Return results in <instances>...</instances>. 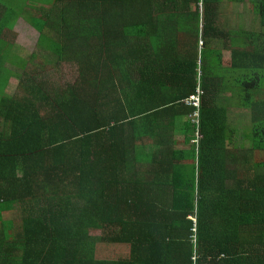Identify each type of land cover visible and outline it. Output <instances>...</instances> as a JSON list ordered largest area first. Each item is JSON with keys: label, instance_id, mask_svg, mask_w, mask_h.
I'll list each match as a JSON object with an SVG mask.
<instances>
[{"label": "trees", "instance_id": "16d2710c", "mask_svg": "<svg viewBox=\"0 0 264 264\" xmlns=\"http://www.w3.org/2000/svg\"><path fill=\"white\" fill-rule=\"evenodd\" d=\"M243 2L254 15L239 29ZM21 17L39 33L34 73L13 54ZM262 33L264 0L0 4V264H264V47L253 45ZM68 63L77 79L57 85L52 74ZM222 69L249 149L232 144L230 104L218 103ZM146 73L149 86L174 79L182 93L153 116L161 107L143 109ZM200 78L199 145L192 122L187 149L146 145L158 116L170 128L194 113L183 101ZM102 243L129 251L101 258Z\"/></svg>", "mask_w": 264, "mask_h": 264}, {"label": "rangeland", "instance_id": "374dc122", "mask_svg": "<svg viewBox=\"0 0 264 264\" xmlns=\"http://www.w3.org/2000/svg\"><path fill=\"white\" fill-rule=\"evenodd\" d=\"M3 3H6V5H10V6L12 5L13 7H15V9L20 10L25 5L26 0H0V4L2 6ZM39 5L41 4L39 3ZM250 5H251L250 3L243 2L237 4V6L234 8L233 11L234 15H236L237 13V18H235V16L233 17V20L237 19L234 23L235 28L240 29L247 26V23L243 21V19H245L244 13H246L247 19L250 20V18H252L253 14ZM225 9H227V7H225ZM194 11H195V7L192 10V12ZM258 24L260 23L257 19V25ZM196 27L197 26L195 25L194 28ZM16 31H17L16 32L17 38L15 39V41L17 45L21 46V50L17 47L19 51L17 52L16 50H14L13 54L18 56V61H22L24 56H27L26 58H29L27 60L29 63L27 65L28 69L26 71L29 73H34L38 70L39 67L38 64L41 61L39 56L41 55V51H42V48L40 46H37L38 37H39L38 30L37 28H35V26H33V24H31L30 21L21 17L19 19V23L16 26ZM180 35L182 36L183 34ZM260 35H261V40H253V45L255 44L254 46L257 47L256 49L258 48L261 49L262 47H264V33ZM201 44H204V41ZM216 45H221V44L219 42H216ZM12 68L16 70L14 66H12ZM52 75L53 77L51 78H53V81L57 83V85H62V84L64 85L71 82H75V80L78 77V67L70 63L64 64L60 66ZM19 84H20V79L16 77L10 81V85L8 89L10 96H14L16 94ZM234 111L235 113L232 112L231 114L232 116L231 121L233 122V118H234L233 126L235 128L233 130L234 137L231 136V138L233 139L232 144L236 146L237 150L249 149L252 147V144L251 141L247 140V138L245 137V131L243 130L245 128L247 120H245L244 122L240 120V115H239L241 113L240 109H236ZM98 248H100L101 250V253L99 254L101 258L107 254L112 258H118L119 255H125L129 251V247L126 246L110 245L103 243L99 244Z\"/></svg>", "mask_w": 264, "mask_h": 264}, {"label": "crops", "instance_id": "0c3cea01", "mask_svg": "<svg viewBox=\"0 0 264 264\" xmlns=\"http://www.w3.org/2000/svg\"><path fill=\"white\" fill-rule=\"evenodd\" d=\"M254 15V13H252ZM244 17L245 19H243V21H245L247 23V28H249L252 25V19L250 18L247 19L246 13H244ZM237 18V15L236 17ZM237 19H234V23ZM239 22V20H238ZM182 37V36H181ZM229 43V41L227 42ZM226 45V43H223L221 45H218L217 47L222 48ZM228 50L225 51V57L228 56ZM225 67V66H224ZM230 73V70H226V69H222V71L220 72L222 77L217 78L216 83L219 84L220 88H218V90H220V93H217V100L218 103H224L229 105V116H230V122L233 125L234 122V118H233V122L231 121V114L232 112L235 113L234 110H236V106L240 103V101H238V97L234 98V94L232 93V91L236 88L234 86L229 84L230 81V77L228 76V74ZM149 76L148 73H146L145 77H144V91L142 94V103H143V109L147 110L148 107L151 108H155L157 107V105H160V109H158L157 111H151L150 116H153L154 113L158 112V111H162L164 110L166 107V105H168L169 103L171 104L172 100L176 97H180L182 95V93L179 90V88L176 86V82L174 79H169V80H162V82H164L162 84V87H156L155 85L153 86H149L148 82H150L149 80ZM202 80V78H201ZM141 81L140 78L137 77V80L135 82V84H138ZM151 83V82H150ZM227 83V84H226ZM180 88L182 91H190L188 88H183L180 85ZM198 89V88H197ZM151 90L152 93H147L150 92ZM218 92V91H217ZM140 99V100H141ZM140 100L139 103H140ZM183 103H186V101H183ZM175 104H180L175 103ZM139 105V104H138ZM224 105V104H223ZM170 106V105H168ZM193 108V107H191ZM195 109V108H194ZM191 116V115H190ZM190 116L189 115H177V120L176 122H174V126L172 127H168L166 124H169L172 122V119L165 115L162 114L160 116H158L157 119V123L155 124H151L150 130L151 133L154 131V136L149 135L148 140L146 141V145H148V143L150 145L153 144V147L156 144V141L158 140H165L166 143L168 144V146H172L174 148V150L176 151H183L185 150V148L187 149L186 145H187V136L185 134V123H190L192 122L190 120ZM193 124V123H192ZM167 128V131L165 132V129ZM233 131V129H231ZM202 131H203V124H202ZM234 132V131H233ZM150 133V134H151ZM157 135V137H156ZM242 150V149H240ZM148 151V148L145 149V152Z\"/></svg>", "mask_w": 264, "mask_h": 264}, {"label": "built area", "instance_id": "2783aa9c", "mask_svg": "<svg viewBox=\"0 0 264 264\" xmlns=\"http://www.w3.org/2000/svg\"><path fill=\"white\" fill-rule=\"evenodd\" d=\"M206 95V91L203 88V83L200 78V83L198 85V89L195 95H193L190 99L187 100V104L193 108H195L194 113L190 116L191 121L196 129V140L194 143L199 145L200 140L203 139V131H202V111H203V100Z\"/></svg>", "mask_w": 264, "mask_h": 264}]
</instances>
